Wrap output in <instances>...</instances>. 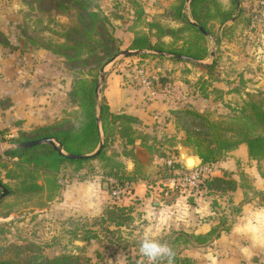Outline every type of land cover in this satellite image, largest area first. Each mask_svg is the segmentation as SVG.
Listing matches in <instances>:
<instances>
[{
	"label": "trees",
	"instance_id": "obj_1",
	"mask_svg": "<svg viewBox=\"0 0 264 264\" xmlns=\"http://www.w3.org/2000/svg\"><path fill=\"white\" fill-rule=\"evenodd\" d=\"M34 3L39 10L54 9L70 16L72 24L65 29L62 34L63 42L57 44L58 48L54 49L53 52H60L66 56L67 62L70 64L80 63V68L87 66L86 70L90 78L76 76L70 90L67 92L68 102L71 106H77L78 110L75 113L70 114L69 117L62 116L59 120L48 125L35 127L29 131H20L15 137L10 138L9 142H23L50 137L61 144L65 152L74 154L91 153L100 142V132L97 125V115H99L104 143L94 158L85 160L67 159L56 152L48 143L0 154V167L4 169L7 168V162L3 161L2 156L17 158V162H13L4 175L9 182H5L0 178V183L8 191V194L0 200V205L5 203L8 198L16 197L19 201L18 204H23L25 208H43L46 206L52 195L59 189L57 174L67 164H74L76 170H78L92 160L98 159L102 163L105 174H116L117 183L114 187L124 186L123 175L119 174L123 173L124 166L115 158L119 154H116L112 146L115 140L119 139L124 148L123 154L129 155L131 150L136 147V127L140 123L136 116L124 112L110 111L103 96V87L99 99L95 96V85L100 68L120 51V43L113 35L108 17L97 8L94 1H27L30 6ZM135 7L131 25L127 28L133 35L127 47L128 49L170 51L200 61L204 60L209 54L207 36H212L216 45H219L221 41L220 37L210 29V22L223 25V38L227 39L232 26L226 27L225 22L234 17L232 25L236 24L238 19L236 12H240V9L237 11L239 8L237 7V0H229L228 4H225L222 0H191L187 8V14L185 0H173L165 5L161 14L157 15V17L165 20L181 23L180 27L173 28L166 23L163 25L157 18L145 19L143 9L139 5H135ZM142 20L146 25L145 29L139 27ZM200 27L206 34L203 33ZM166 35L171 36L173 42L163 40ZM135 57L190 63L153 54H140ZM216 63L217 60L214 58L208 64H190L205 72V75L201 77V82L209 86L212 82L221 80L220 68ZM233 88L226 92H231ZM214 90H219L222 93V89L214 88ZM200 95L202 96V89ZM245 95L246 99L241 105L231 106V104H228L227 107L230 112L226 113L200 111L189 103L169 110L170 117L174 121V128L176 131L182 132L183 143L191 148L192 153L198 157L201 164H214L220 161L226 152L236 148L239 144L246 145L248 155L252 159L264 161V91L248 90ZM203 96L207 97V94H203ZM72 115H74V118H72ZM109 148H111L110 153H108ZM163 168L165 171V166ZM41 178L45 185L38 183ZM236 186V181L230 175L224 173L221 176L204 178L198 184L197 189H202L207 195L213 196L211 208L214 210V207L218 206L215 196L221 197L223 194L233 191ZM42 195L44 198L43 203L40 200ZM259 195L264 198V192H260ZM29 200H31L33 206H27L26 201ZM10 209V206H8V211ZM233 210L237 212L236 208H233ZM9 213L5 214V217ZM129 218L130 212L127 206L113 205L107 210L106 217H102L100 220H107L115 226H121ZM78 227V225H74L72 230L67 231L72 235H70L71 239L83 243L98 239L99 232L95 222L92 224L82 223L80 231H78ZM228 229L229 224L225 216L220 217L218 223L205 233L172 231L165 235V242L172 246L176 254L174 264H195L193 258L183 254L184 249L194 246V243L205 246L210 239L218 237L221 231H227ZM5 230L8 229L0 227V231ZM109 232V229L103 230L104 234ZM5 250L6 252L0 253V264H88L89 262V258L80 253L61 252L52 256H44L37 251L21 256L20 245L16 244L9 245ZM83 251V248L80 247L79 252ZM135 263L136 258H127L126 264Z\"/></svg>",
	"mask_w": 264,
	"mask_h": 264
},
{
	"label": "crops",
	"instance_id": "obj_2",
	"mask_svg": "<svg viewBox=\"0 0 264 264\" xmlns=\"http://www.w3.org/2000/svg\"><path fill=\"white\" fill-rule=\"evenodd\" d=\"M6 1L0 0V5ZM35 52L33 49L22 53L19 49L18 55L26 62L21 65L8 58L0 59V136L4 138L59 120L68 103V91L64 86L59 90L43 85V81L52 77V68L48 64L42 65ZM37 52L49 51L40 48ZM102 87L110 111L124 112L140 120L136 127V147L129 155L123 154L119 139L112 146L119 154L115 158L124 166L123 173L119 174L123 175L127 191L118 198L112 196L117 176L105 174L98 159L78 170L74 164H67L57 174V192L45 207L33 208L32 213L49 216L58 230L64 225L71 227L69 223L76 219L92 224L91 220L106 217L107 210L113 205L127 206L130 218L125 224L128 226L102 221L108 223L105 229L110 232L103 233V238L99 233L102 245L97 251L102 253L112 249L113 256L106 257L109 264L126 262L133 251L139 250V243L134 244L131 239H142L145 234H150L165 242V235L172 231L205 233L218 223L220 217L226 216L227 231H221L205 246L194 243L184 249L183 254L193 258L195 264H256L264 260V198L259 195L264 192V161L252 159L246 145L239 144L214 163L208 176L226 173L237 186L221 197L215 196L218 206L213 210V196L202 189H196L194 195L184 196L165 188L163 167L166 161L159 152L160 144L174 139L179 148L183 137L169 118V110L177 107L173 106L175 103L165 97V93H150V90L143 91L135 84L123 82L122 75L115 71L106 74ZM181 102L195 106V102L189 100ZM162 131H166L167 137L160 142L158 135ZM192 160L200 163L198 158ZM38 183L45 185L42 178ZM25 215L24 220L27 219ZM124 236H127L126 240ZM95 242L96 239H92L89 243H80L88 246ZM85 255L91 256L88 252Z\"/></svg>",
	"mask_w": 264,
	"mask_h": 264
},
{
	"label": "rangeland",
	"instance_id": "obj_3",
	"mask_svg": "<svg viewBox=\"0 0 264 264\" xmlns=\"http://www.w3.org/2000/svg\"><path fill=\"white\" fill-rule=\"evenodd\" d=\"M27 1L7 0L4 5H0V59L8 58L14 60L16 64H25L26 62L22 58V55H18L19 49L22 50V53L30 52L34 49L42 65L48 64L49 68H52V77L42 82L46 88L48 86H55L60 90L64 86L69 91L76 76L90 78L86 70L87 66L80 68V63L75 62L74 64H70L67 62L66 56L60 52H53L54 49L58 48L56 45L63 42L64 38L62 34L65 29L72 24L70 16L54 9L39 10L35 3L30 6L27 4ZM93 1L97 8L111 22L113 35L120 43V50L126 49L124 46L128 47L133 36L132 32L128 31L127 28L131 25L134 10L136 9L135 5H139L143 9L144 17L147 20L157 18L163 25L166 23L173 28L181 26V23L178 21H169L157 17L158 14L163 12L165 5L173 0ZM222 1L225 4L229 3V0ZM185 3L186 13L188 14L187 8L189 4L186 0ZM238 7L237 11L240 9V12H236L238 16L236 24L232 25L231 20L225 22L226 27L232 26L227 39L223 38V25L221 26V24L216 22H210L209 26L220 37V44L216 45L212 36L206 37L209 54L202 61L210 63L216 58V64L220 68V81L212 82L209 86L202 84L201 77L205 75V72L190 63L135 56L118 57L107 66L106 74L115 71L122 75L123 82L127 81L128 83L135 84L140 90H150V93L153 91L165 93V97L175 103L173 106L179 107L187 103L191 104L190 102H181L189 100L195 102L194 108L201 111L230 112L227 105H241L246 99V91H264V0H239ZM139 27L146 28L143 20L140 21ZM163 40L173 42V38L169 35L164 36ZM40 48L46 49L49 52L38 53L37 50ZM211 51H214V57H211ZM229 81L231 82L229 83ZM217 86L224 87L222 93L219 90H214V88L220 89ZM230 88H233L231 92H226ZM201 89L202 96L200 95ZM203 94H207V97H204ZM100 95L101 91L99 97ZM76 110H78L77 106H71L68 102L65 110H63V116L69 117ZM72 118H74V115H72ZM169 118L174 126L173 119L170 116ZM149 134L152 135V133ZM136 135H138L137 129ZM166 135V131L159 132L160 142L167 137ZM10 138L12 137L4 138L0 136V154H3L1 153V148H4L5 144L12 143L9 142ZM167 140L160 144L161 149H159V152L164 154L166 161L165 183L169 182V178L174 175L173 171L177 168H184L185 166L190 168L196 164L185 162L184 158L180 156L181 150L188 157L198 158L182 140L180 142L182 148H178L176 144L177 140ZM110 152L111 148L108 149V153ZM2 157L3 161L7 162V168L0 167V178L5 182H9L4 175L7 169L12 166V163L17 162V158ZM71 168L72 166H70ZM165 185V188H168V185ZM40 200L42 203L44 202L43 195ZM30 201H26L27 206L32 205ZM18 203L19 201L16 197H11L0 205V227L8 229L0 231V253L6 252L5 249L9 245L16 244L20 245L21 256L36 253L37 251L41 252L44 256H52L55 253L61 252L85 255L88 252V254H91V256L85 255L89 258L88 264H109L106 257L113 256L112 249L103 250L102 253L97 251L102 245L103 230L108 226V223L102 222L103 220L99 221V219L90 221L96 223L102 238L98 237L95 243L86 246V244H81L71 239L72 235L67 231L72 230V226L74 225H78L77 229L80 231L81 224L87 221H81L80 219L71 220L69 223L71 227L68 228L64 225L57 230L54 228V222L51 221L49 216H40L39 213H32L33 208H25L23 204ZM8 206L11 208L10 211H8ZM8 212L10 213L5 217V214ZM25 213L26 220L23 218ZM124 225L128 226L129 224L124 223ZM125 237L127 238V236H124L126 240ZM131 241L135 242L134 244H140L141 239H131ZM105 244L103 245L105 246ZM80 247L83 250L85 249L84 253L79 252ZM132 253L131 258H136V263L139 260L145 259L138 249ZM114 264H126V262H116Z\"/></svg>",
	"mask_w": 264,
	"mask_h": 264
},
{
	"label": "water",
	"instance_id": "obj_4",
	"mask_svg": "<svg viewBox=\"0 0 264 264\" xmlns=\"http://www.w3.org/2000/svg\"><path fill=\"white\" fill-rule=\"evenodd\" d=\"M186 1L189 4L191 0H186ZM238 6H239V0H237V7ZM233 19H234V17L231 18L230 20L232 21ZM194 24L197 25L196 23H194ZM200 29L203 31L204 34H206V32L201 27H200ZM140 54L159 55V56H163L166 58H174V59L184 60L186 62H190V63H194V64H198V65L208 64L204 61L196 60L190 56H187L184 54H178V53H174V52H170V51L143 50V49L130 50V49L126 48V49L120 50L119 52L114 54L100 68L99 76H98V79H97L96 85H95V96L97 99H99V94H100L103 82L105 80L107 66L109 64L113 63L118 57L137 56ZM214 54H215L214 51L210 52L211 57H214ZM97 125H98L99 132H100V142H99L97 148L91 153L74 154V153H70V152H65L62 149L61 144H59L55 139L50 138V137H43V138H38V139H34V140H27V141H23V142H12L10 144H5L4 148H1V153L10 152V151L17 150V149H25V148L32 147L34 145L48 143L56 150V152H58L60 155H62L63 157H65L67 159L85 160V159L94 158L99 153V151L102 148L103 143H104L103 135H102L101 128H100V117H99V115H97ZM179 148H182L181 145ZM180 156L182 158H184L185 162H189V160L193 159V157H188L187 154L185 152H183L182 150L180 151ZM0 190H1V192H0V200H1L2 198H4L8 194V191L2 183H0ZM190 201L191 202L193 201L192 196L190 197Z\"/></svg>",
	"mask_w": 264,
	"mask_h": 264
},
{
	"label": "built area",
	"instance_id": "obj_5",
	"mask_svg": "<svg viewBox=\"0 0 264 264\" xmlns=\"http://www.w3.org/2000/svg\"><path fill=\"white\" fill-rule=\"evenodd\" d=\"M213 170V164H195L192 167H180L173 171L169 178L168 187L184 196L194 195L198 184ZM127 191L126 186H120L112 190V196L118 198L120 194ZM135 264H147L146 260H139ZM256 264H264V260Z\"/></svg>",
	"mask_w": 264,
	"mask_h": 264
},
{
	"label": "clouds",
	"instance_id": "obj_6",
	"mask_svg": "<svg viewBox=\"0 0 264 264\" xmlns=\"http://www.w3.org/2000/svg\"><path fill=\"white\" fill-rule=\"evenodd\" d=\"M139 252L147 264H174L175 251L166 242L145 234L139 244Z\"/></svg>",
	"mask_w": 264,
	"mask_h": 264
},
{
	"label": "bare ground",
	"instance_id": "obj_7",
	"mask_svg": "<svg viewBox=\"0 0 264 264\" xmlns=\"http://www.w3.org/2000/svg\"><path fill=\"white\" fill-rule=\"evenodd\" d=\"M194 162H195V161H194V160H192V159H191V160H189V163H190V164H194Z\"/></svg>",
	"mask_w": 264,
	"mask_h": 264
}]
</instances>
